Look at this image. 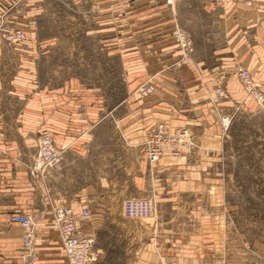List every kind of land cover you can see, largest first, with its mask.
Returning a JSON list of instances; mask_svg holds the SVG:
<instances>
[{"label":"rangeland","instance_id":"374dc122","mask_svg":"<svg viewBox=\"0 0 264 264\" xmlns=\"http://www.w3.org/2000/svg\"><path fill=\"white\" fill-rule=\"evenodd\" d=\"M74 1L46 0L45 12L37 18L35 31L42 36L54 37L48 52L40 55L37 60L40 82L56 84L69 77H77L84 83L98 86L109 108L128 97L132 82L137 86L133 91L137 98H145L154 92L160 80L171 77L177 81L179 90L184 92L189 79L186 73L160 72L156 69L158 65L161 67L189 58L185 51L178 56L140 55L139 52L140 43L143 46L150 44V47L157 45L158 48L169 49V53L179 47L188 48V42L182 36V31L178 32L173 18L172 7L176 0L172 6H166L163 0H115L114 8L109 9L101 6V0H78L77 7ZM97 1L99 6L95 7ZM240 1L251 7L255 2ZM180 5L179 10L185 15L189 9L186 4ZM5 26L14 31L20 30L24 37L12 41L0 35L1 41L20 44L25 40L24 29L12 26L7 21ZM145 33L159 35L163 41L160 44L159 40L156 43L153 38L151 41L142 40V34ZM239 84L241 85L240 82ZM217 86L210 93L214 115H206L211 119V124L206 127L205 137L200 142H195L193 153L186 159V162L195 164L187 172L199 182L195 185L196 192H200L203 197V201L201 199L196 207L201 205L206 209L208 206L204 220L205 230L208 232L209 227L210 232L211 264H264V113L256 108L255 102L248 106H224L227 99L225 88L221 85L224 96H219ZM147 88H150L149 91H146ZM241 88L245 95L242 85ZM191 91L188 93L192 94ZM202 91L205 95L206 91ZM205 99L207 100L203 96V102ZM187 102L189 100L184 101L185 104ZM23 107L21 100L14 102V176H21L20 167L27 172L34 197L28 199L26 183L18 182L14 184V189L20 205H31L35 209L32 212L20 211L30 215L35 223L33 241L31 249L25 250L21 226L7 222L10 213L0 217V264H17L14 263V237L19 240L18 264H30L35 255L39 223L47 210L50 213V227L58 233L60 239L53 211L55 207L69 205L48 202V209L45 206L42 196L46 192L45 178L51 173L55 175L58 166L42 173L32 172L28 168L35 157L38 138L44 133H36L35 124L29 127L24 125L19 117ZM118 111L121 115L126 114L123 107ZM177 127L187 126L183 124ZM137 128V125L109 116L98 126V133L90 142L87 156L74 158L72 165L68 167L72 176L69 184L71 188L78 187L79 184L84 186L87 182H95L102 177L113 181V184H109L108 191L106 185H102L104 191L101 189L99 195L101 198L105 197V202L90 200L85 207L90 210L91 216L97 211L95 208L103 206L114 210L112 213L116 212L114 215L100 217L108 222L98 233L95 249L99 255L100 248L107 249L119 264L123 263V249L127 251L126 242L121 236H109L111 231L117 234L109 222L119 217L118 209H122L124 221L134 226L145 224L153 229L165 218L172 217L179 211L176 205L161 206L158 192L161 190V195H164L171 183L160 180L165 175L158 171L161 166H171L183 159L166 156L153 164L146 162L143 165L141 149L143 150L146 131L141 132ZM200 146L205 149H199ZM17 164L19 167L15 168ZM178 174L176 176L183 178L186 172ZM163 184L164 187L161 188ZM188 198L189 196H185V199ZM128 199L153 201L154 213L143 219L124 216L123 203ZM162 209L164 215L161 213ZM16 232H19V236ZM140 237L138 244L141 246L147 237ZM114 245L115 247H111ZM130 250L134 256L136 249ZM142 258L146 262L153 260L152 249L150 253H144Z\"/></svg>","mask_w":264,"mask_h":264},{"label":"crops","instance_id":"0c3cea01","mask_svg":"<svg viewBox=\"0 0 264 264\" xmlns=\"http://www.w3.org/2000/svg\"><path fill=\"white\" fill-rule=\"evenodd\" d=\"M254 1L251 7L240 0H176L172 7L173 18L178 32L182 31V36L187 40L189 49L179 47L169 53V49L164 50L157 45L150 47V44L143 46L140 43L139 52L140 55L178 56L185 51L189 58L161 67L158 65L156 69L160 72L186 73L189 79L184 92L179 90L177 81L171 77L160 80L154 92L145 98H137L133 93L137 86L132 82L128 97L109 108L104 94L92 83H84L77 77H69L56 84L40 82L38 79L37 60L40 55L48 52L54 40V37L42 36L34 29L37 18L45 12L46 0H0V13L7 11L6 21L26 31V38L20 44L0 40V217L14 212L35 211L31 205L24 207L18 203L17 191L14 189V184L26 183L28 199L34 197L27 172L20 167L21 176H14V102L21 100L24 103L19 117L26 127L35 124L36 133H49L55 144L64 149V158L56 169L57 173H51L45 178L46 192L42 196L46 208L48 202H62L79 212L90 200L105 202V197L101 198L99 194L102 185H106L108 191L109 184H113L112 180L102 177L84 186L79 184L71 188L69 184L72 176L68 167L74 158L87 156L90 142L98 133V126L109 116L137 125L141 132L158 123L171 127L184 124L192 131L197 143L205 137L206 127L211 124V119L206 115H214L210 101L214 86L220 84L225 88L227 99L224 106L253 104L251 98L245 97L236 79L238 67L247 68L264 92V0ZM98 2L95 7L99 6ZM100 2L105 9L114 8L115 0ZM77 4L79 1L75 0V7ZM180 4H186L189 9L185 15L179 10ZM151 38L156 43L157 40L160 44L163 41L161 36L148 33L142 34L141 39L151 41ZM188 91L193 93L189 94ZM203 96L207 98L205 102ZM185 100H189V103L185 104ZM121 107L126 114L121 115L118 111ZM194 149L175 157L183 160L171 166H161L158 171L165 175L160 180L171 183L164 195H161L159 189L161 206L176 205L179 211L174 216L165 218L153 229L145 224L134 226L124 221L120 208L119 217L109 222L117 232L115 234L111 231L109 236H121L126 242L127 251L123 247L122 264H211L210 232L209 227L206 232L204 220L208 206L206 209L201 205L196 207L201 199L203 201V197L200 192H196L195 185L199 182L187 172L188 168L195 165L186 162ZM199 149L205 148L200 146ZM141 153V161L145 165L147 160L142 149ZM17 167L18 164L15 165ZM182 171L186 172L183 178L176 176ZM185 196L189 198L185 199ZM95 209L97 211L93 216L80 222L79 226L93 235L96 243L99 231L108 222L100 217L114 215L116 212L112 213L114 210L105 206ZM161 213L164 215V209ZM16 233L19 236V232ZM140 236L147 237L141 246L138 244ZM17 239L14 237V263L18 264ZM130 248L136 249L134 256ZM150 249L154 259L146 262L142 256L150 253ZM30 264H68L59 235L50 227L48 210L39 223L35 255ZM97 264L119 263L110 256L107 249L100 248Z\"/></svg>","mask_w":264,"mask_h":264},{"label":"built area","instance_id":"2783aa9c","mask_svg":"<svg viewBox=\"0 0 264 264\" xmlns=\"http://www.w3.org/2000/svg\"><path fill=\"white\" fill-rule=\"evenodd\" d=\"M175 0H164L166 5L172 6ZM5 11L0 13V35L6 40H18L24 37L20 30L7 29ZM236 78L241 83L245 95L251 97L256 108L264 113V92L259 83L253 80L251 73L244 67H238ZM147 88L146 91H149ZM143 91V90H141ZM216 92L224 96V89L217 86ZM195 146L194 136L189 127H171L158 123L146 131L143 142V152L149 164H153L163 157H178L190 151ZM64 149L58 147L49 133L42 134L37 141L33 162L28 165L32 172L42 173L47 169L60 165ZM154 202L147 199H128L123 203V214L128 218H147L154 213ZM54 224L60 234L63 251L68 264H95L99 259V252L95 249L94 236L79 226L80 222L88 219L90 210L83 206L76 212L72 206H58L54 208ZM10 224H19L22 228V244L25 250L32 247L34 221L30 215L14 212L7 216Z\"/></svg>","mask_w":264,"mask_h":264},{"label":"bare ground","instance_id":"6f19581e","mask_svg":"<svg viewBox=\"0 0 264 264\" xmlns=\"http://www.w3.org/2000/svg\"><path fill=\"white\" fill-rule=\"evenodd\" d=\"M61 245H62V243H61ZM63 248V247H62Z\"/></svg>","mask_w":264,"mask_h":264}]
</instances>
